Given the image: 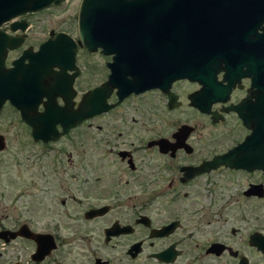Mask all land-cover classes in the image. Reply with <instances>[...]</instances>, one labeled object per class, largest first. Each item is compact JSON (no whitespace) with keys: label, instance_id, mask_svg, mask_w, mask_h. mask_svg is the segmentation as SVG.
<instances>
[{"label":"flooded vegetation","instance_id":"flooded-vegetation-1","mask_svg":"<svg viewBox=\"0 0 264 264\" xmlns=\"http://www.w3.org/2000/svg\"><path fill=\"white\" fill-rule=\"evenodd\" d=\"M93 1L82 5L83 24L85 8L102 5ZM81 2L50 0L0 26L19 41L3 63L9 68L20 58L26 96L0 105V202L21 200L25 212L33 202L46 213L81 192V218L105 223L85 226V264H264V252L249 242L253 233L264 239V226L250 227L246 208L264 204V171L228 161L240 159L232 151L241 143L248 152L264 149L257 131L264 106V0H229L221 5L224 13H213L223 16L225 27L210 55L186 58L182 50L176 72L168 60L145 68L135 62L131 72L117 69L112 81L113 58L151 54L153 36L84 43ZM121 78L131 83L128 92ZM105 84V109L69 126L83 94ZM32 121L47 141L33 139ZM92 133L97 146L87 149L88 163L70 171L68 181L58 177L57 164L42 162L48 152L64 151L52 146L56 142ZM25 137L39 147L28 154L35 156L33 164L26 162ZM10 138L16 141L12 151ZM8 152L11 165L3 157ZM46 225L0 224V231L24 226L50 234L55 247L40 260L31 259V239L16 236L0 244L30 242L29 260L40 264L58 247L43 231Z\"/></svg>","mask_w":264,"mask_h":264},{"label":"water","instance_id":"water-1","mask_svg":"<svg viewBox=\"0 0 264 264\" xmlns=\"http://www.w3.org/2000/svg\"><path fill=\"white\" fill-rule=\"evenodd\" d=\"M92 1L82 0L79 12V34L80 36L85 35L84 43H114L119 40L130 42L134 35L148 33L153 36L154 47L151 54L138 57L127 54L113 58L110 64L109 81L114 79L117 69L122 72H131L135 69V62L139 63V68H145L148 62L151 64L152 61L167 66L168 60L169 69L176 72L180 69L178 62L180 56H183L182 50L186 58H192L197 54L210 55L214 44L219 43L216 39H222L225 27L223 16L219 15L220 19L213 13H224L226 9L221 5L229 2V0H94L97 6L102 5L95 10L85 8V24H83L82 5ZM49 2L50 0H0V26L25 11L42 9ZM88 12H92L90 21H86ZM11 30H15V27H11ZM87 35H90L91 40L86 39ZM18 43V39L6 35L0 28V105L5 100L24 102L26 98L19 79L20 58L14 60L9 68H5L3 63L6 50L15 48ZM121 83L128 86L126 90L128 92L131 84L129 80L121 78ZM106 85L83 94L74 113L75 120L69 126L105 109L100 102H104L108 93V90L104 89ZM13 104L19 108L18 103ZM33 122H29L33 125L32 137L37 140L40 137ZM257 131H260V137L264 140V106ZM40 139L47 141L49 138ZM244 147V143H241L234 148L232 154L238 155L240 159H229L230 164L249 170L259 167L264 171V149H261L259 153H253L248 152ZM252 154L259 159H247ZM253 188H258V186H253ZM16 236L31 239L35 243V250L31 254L32 260L42 259L55 247L50 234L31 233L24 226L14 232L0 231V239L5 242ZM258 236L253 233L250 235L249 242L264 252V239H259Z\"/></svg>","mask_w":264,"mask_h":264},{"label":"rangeland","instance_id":"rangeland-1","mask_svg":"<svg viewBox=\"0 0 264 264\" xmlns=\"http://www.w3.org/2000/svg\"><path fill=\"white\" fill-rule=\"evenodd\" d=\"M48 17L51 18L52 16ZM95 138V134L92 133L86 134L81 138L73 137L60 140L52 146L58 149L63 148L64 151L61 153L48 152L44 155L42 162L57 164L58 177L68 181L71 172L73 173L79 167H83V163H88L86 161L87 149L97 146ZM23 140L27 152L26 158L28 159H26V162L32 164L37 162L35 156L28 154L37 153L39 147L33 145L28 137ZM15 143L16 141L10 138V151L15 148ZM83 155L85 156V161H83ZM3 157L10 162V165L13 163V157L11 158L10 152L4 154ZM15 158H17V155H15ZM62 168H64L67 176L62 175ZM74 195L78 200L69 201L65 205H60L57 202L56 207L54 206L51 212L46 213L41 209L35 210L39 206L33 202L31 203L32 211L29 212L23 211L21 200L10 203L7 201L0 202V224L15 227L22 221H28L37 230L47 224L43 231H49L55 236L58 247L51 256L40 264H85V226L104 225L105 223L101 220L85 223L80 214L85 209V198H83L81 192L79 194L74 192ZM247 207L249 209V226L262 228L264 226V204L249 202L246 205ZM32 248L33 246L30 242L21 239H16L4 246L0 244V264H34L28 257Z\"/></svg>","mask_w":264,"mask_h":264}]
</instances>
